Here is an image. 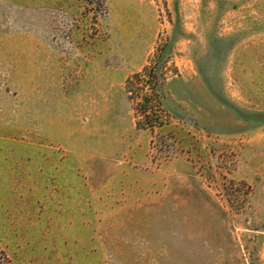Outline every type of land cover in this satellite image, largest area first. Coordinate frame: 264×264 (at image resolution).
<instances>
[{"label":"rangeland","instance_id":"obj_1","mask_svg":"<svg viewBox=\"0 0 264 264\" xmlns=\"http://www.w3.org/2000/svg\"><path fill=\"white\" fill-rule=\"evenodd\" d=\"M0 264H264V0H0Z\"/></svg>","mask_w":264,"mask_h":264},{"label":"trees","instance_id":"obj_2","mask_svg":"<svg viewBox=\"0 0 264 264\" xmlns=\"http://www.w3.org/2000/svg\"><path fill=\"white\" fill-rule=\"evenodd\" d=\"M158 76H159V71L155 69V71L152 72V69L150 67H144L142 73L135 74V78L141 80V86H142V88H140V92L138 95L139 97H137V101H136L137 114L140 116L141 121L144 123V125H148L151 127H153L151 122H152V118H154V111H155L153 109V106H155L153 102L155 101L157 102V104L160 102L159 99L155 100L154 98L155 95L153 94V89H152V85L155 84V82H157L156 78ZM153 79L154 81H152ZM130 81L131 80L128 79L127 83H130ZM145 88L147 89L150 88L152 92L145 90ZM131 99H133V97H131Z\"/></svg>","mask_w":264,"mask_h":264}]
</instances>
